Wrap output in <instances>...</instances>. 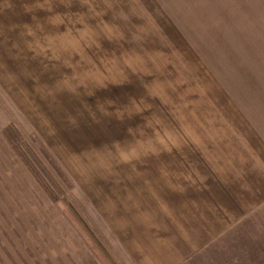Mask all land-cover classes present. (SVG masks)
I'll return each mask as SVG.
<instances>
[{"label":"rangeland","instance_id":"1","mask_svg":"<svg viewBox=\"0 0 264 264\" xmlns=\"http://www.w3.org/2000/svg\"><path fill=\"white\" fill-rule=\"evenodd\" d=\"M253 128L264 0H0V264H137L134 173ZM263 202L182 264H264Z\"/></svg>","mask_w":264,"mask_h":264},{"label":"crops","instance_id":"2","mask_svg":"<svg viewBox=\"0 0 264 264\" xmlns=\"http://www.w3.org/2000/svg\"><path fill=\"white\" fill-rule=\"evenodd\" d=\"M252 130V147L224 139L208 148L188 142L189 152L180 153L150 146L146 155L157 161L158 148L165 149L164 165L149 166L148 186L147 172H139L134 179L140 177L141 188L118 192L119 233L137 264H182L202 251L211 254L264 201V141Z\"/></svg>","mask_w":264,"mask_h":264}]
</instances>
